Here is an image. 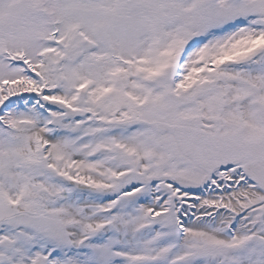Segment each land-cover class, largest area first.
Here are the masks:
<instances>
[{"label":"snow or ice","instance_id":"6c2138e0","mask_svg":"<svg viewBox=\"0 0 264 264\" xmlns=\"http://www.w3.org/2000/svg\"><path fill=\"white\" fill-rule=\"evenodd\" d=\"M0 264H264V0H0Z\"/></svg>","mask_w":264,"mask_h":264}]
</instances>
